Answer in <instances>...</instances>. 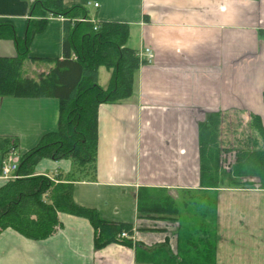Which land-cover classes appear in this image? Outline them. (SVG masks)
<instances>
[{"label":"crops","instance_id":"obj_1","mask_svg":"<svg viewBox=\"0 0 264 264\" xmlns=\"http://www.w3.org/2000/svg\"><path fill=\"white\" fill-rule=\"evenodd\" d=\"M63 4L85 7L86 22L127 25V47L137 52L149 48L154 54V63L136 72L129 99L99 107L95 181L74 186L76 204L96 210L107 222L130 225L135 242L97 248L99 232L89 220L60 213L61 227L44 240L28 239L11 228L1 231L0 264H176L159 256L166 250L177 252L182 245L176 240L178 223L161 218L170 208L157 206L158 215L141 217L139 201L156 197L154 202L160 203L168 197L185 205V196L197 194L203 210L213 208L209 239L215 245L216 264H264V189L202 187V165H223L227 153L202 159V145L212 140L213 131L206 129L203 144L200 136L213 114L222 121L229 116L231 122L258 116L264 127V0ZM31 9L28 0H0V24H12L23 40L30 25L46 20L44 30L33 36L21 70L24 79L40 81L63 58L65 18L43 19ZM17 56L16 42L0 39V58ZM103 68L107 71L101 83ZM112 75L113 70L99 68L103 89ZM59 114L55 98L0 96V190L8 182L1 177L7 156L14 155L18 162L55 133ZM243 150L238 145L229 150L235 165ZM73 171L70 159L46 158L35 167V175L50 179ZM201 216L208 223L210 216ZM203 229L193 234L202 239Z\"/></svg>","mask_w":264,"mask_h":264},{"label":"trees","instance_id":"obj_2","mask_svg":"<svg viewBox=\"0 0 264 264\" xmlns=\"http://www.w3.org/2000/svg\"><path fill=\"white\" fill-rule=\"evenodd\" d=\"M30 4L32 14L39 12L40 18H65L64 55L61 60L55 61V68L40 81L24 79L21 75L23 62L29 54L33 36L44 30L46 20L36 21L34 26L30 25L23 40L16 36L12 24H0V39L14 40L18 52L16 58H0V96L58 99L59 122L55 133L46 135L36 148L19 159L17 174L21 178L8 181L1 188L0 233L6 228H11L28 239L44 240L61 227L59 214L66 213L90 221L99 232L96 239L97 248L120 242L117 235L125 231L130 233L132 227L107 222L96 210L76 204L74 186L76 182L95 181L99 107L102 104L127 100L133 94L135 74L142 62L138 52L127 47L129 27L114 22H82L81 19L88 18L85 7L66 8L63 0H37ZM101 67L113 70L107 89H103L99 84ZM251 118L248 128L252 137L245 136L243 141L247 142L246 150L238 156L237 164L229 171L221 169L220 165H211L213 170L208 165H202V187L220 188L229 185L232 188H249L250 182H241L247 178L256 179L257 182H253L254 187L259 185L264 189V149H260V145L264 144V127L260 117ZM229 123L231 125L234 122ZM209 124L208 128L202 127L200 130L202 144L205 143L203 137L206 129L207 133L209 129L213 131L212 140L202 145L201 157L213 160L215 156L219 157L230 149L220 147L228 143V135L226 140L222 139L227 129H221L220 116L211 115ZM208 139L207 135L206 140ZM208 147L213 150L210 151ZM46 158L70 159L74 171L66 177L60 175L55 179L35 175L36 165ZM155 200L156 197L140 199L141 217L158 215L157 206L174 204L168 197L160 203L154 202ZM175 213L177 209L174 208L170 214H164L161 218L172 221ZM209 216L208 214V218ZM206 223L202 225L204 229L201 230L206 258L202 264H216L215 245L209 243L210 239L204 236L207 234ZM122 243L132 245L129 240ZM187 259L182 264L196 261Z\"/></svg>","mask_w":264,"mask_h":264},{"label":"rangeland","instance_id":"obj_3","mask_svg":"<svg viewBox=\"0 0 264 264\" xmlns=\"http://www.w3.org/2000/svg\"><path fill=\"white\" fill-rule=\"evenodd\" d=\"M106 71L107 70L104 68L101 70V73H100L101 83H103L105 80L104 75ZM226 117H229V116H226ZM226 117L223 118L222 126H221V129L223 131L227 129V131H224L225 132L223 134L224 136H222V139L226 140L227 139L226 137L228 135V143L224 145V147H226L225 149L227 150L229 148L230 150H233V148L236 147L238 144H239L238 145L239 148L242 147V149H246L247 142H244L243 140H245V136L252 137V134L249 131L250 129L248 128L250 121L247 122V121H243L240 119L230 125L229 123L230 120H227ZM235 131L237 132V134ZM229 152H227V157H225L226 155H224L226 160L223 161V165H220L221 169L225 171H229L231 166L234 167L235 166L234 163L236 162L235 158L232 157V155ZM208 166H210L211 169L213 170L211 165H208ZM249 180H250L249 184L251 186L249 188H254L253 182H257V180L256 179H249ZM198 196L199 194H197V197L193 196V198L191 196H190L191 198L189 196H185L186 197L185 202H184L186 203L185 205L183 204L182 200L179 202L174 201L173 206H170L169 204L166 205V207L170 208V210L174 208L177 209V213H175L174 219H172V221H175L176 223H178L179 235L177 236L179 238L176 237V240H179L182 245H181V248L177 249L178 250L177 252H173L172 250H169V251L166 250L165 252L159 253L160 261H167L166 259H172L176 261V264H182V262L183 263L186 262L188 260L187 258L196 260V261L191 262L190 264H194V263L202 264L206 261V258L204 256V243L202 242L201 236L197 237L193 233L197 232L195 230H197L198 227L201 226V228H203L202 225L204 224L205 220L201 215L202 214L205 215L206 218L208 219V214H210V212H213L212 211L213 208L211 209L206 208V210H203L204 209L203 205L199 204V201L201 200L199 199ZM203 211L206 213H200ZM212 216H213V213L210 214V218H209L210 223L209 222L208 224L206 223L207 224L206 225L207 235H210L209 237H206V238H211V236L213 235L212 231L214 232L213 230L214 224H212V220H211ZM125 233H128L129 235H131L132 239L121 238V234H122L121 233L118 235L119 241L122 242L124 240L125 241L131 240L130 242L131 243L133 242L134 244L135 242L134 234H130L128 231H125ZM170 261L171 260H169L168 262ZM187 264H189V261L187 262Z\"/></svg>","mask_w":264,"mask_h":264},{"label":"built area","instance_id":"obj_4","mask_svg":"<svg viewBox=\"0 0 264 264\" xmlns=\"http://www.w3.org/2000/svg\"><path fill=\"white\" fill-rule=\"evenodd\" d=\"M37 0H28L29 3H34ZM95 7H98V4H95ZM82 22L88 21L87 19H81ZM138 57L142 62V65H151L154 63V54L151 49L146 48L140 52H138ZM18 171V162L15 159L14 155L9 154L3 162L2 165V179L10 181H14L20 178V176L17 174ZM128 233L123 232L121 234V238H130V235L128 236Z\"/></svg>","mask_w":264,"mask_h":264}]
</instances>
